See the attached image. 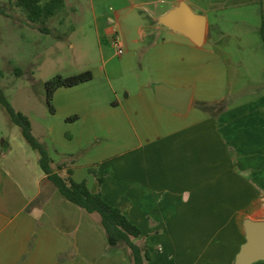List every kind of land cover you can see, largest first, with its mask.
Here are the masks:
<instances>
[{
    "label": "crops",
    "instance_id": "obj_1",
    "mask_svg": "<svg viewBox=\"0 0 264 264\" xmlns=\"http://www.w3.org/2000/svg\"><path fill=\"white\" fill-rule=\"evenodd\" d=\"M65 2L57 24L74 16L108 44L92 81L59 89L54 113L26 115L53 167L141 229L149 264H235L245 221H264L262 0ZM181 3L207 20L202 47L159 22ZM119 34L132 39L123 56ZM158 85L191 89L188 112L158 103ZM2 137L0 264H134L98 214L57 190L18 126Z\"/></svg>",
    "mask_w": 264,
    "mask_h": 264
},
{
    "label": "rangeland",
    "instance_id": "obj_2",
    "mask_svg": "<svg viewBox=\"0 0 264 264\" xmlns=\"http://www.w3.org/2000/svg\"><path fill=\"white\" fill-rule=\"evenodd\" d=\"M68 1L70 3L76 0ZM16 3L17 0H0V72L4 74V78L0 80V90L4 91L17 112L42 117L41 115L50 113L46 84L59 77L75 76L101 66L103 57L100 45L108 42L99 41L88 25L73 18L74 16L70 20L69 15L64 14L60 15L65 23L59 25L56 23L57 18L51 19L45 27L52 32L45 34L37 27L44 26L32 24ZM119 35L127 52L132 39ZM16 69L23 71L21 77L15 75ZM258 75L260 72L256 73V77ZM253 84L255 83L251 82ZM232 89L230 87L228 91ZM13 125L15 124L6 108L0 104V131L7 134ZM34 128L39 135L45 131L37 119H34ZM2 143L3 137L0 139V144ZM127 252L128 259H132L131 252Z\"/></svg>",
    "mask_w": 264,
    "mask_h": 264
},
{
    "label": "trees",
    "instance_id": "obj_3",
    "mask_svg": "<svg viewBox=\"0 0 264 264\" xmlns=\"http://www.w3.org/2000/svg\"><path fill=\"white\" fill-rule=\"evenodd\" d=\"M17 7L21 8L27 15L28 20L35 25H42L40 30L45 34H51L45 25L54 18L65 7V0H17ZM263 20L261 36L264 42V0ZM15 75L21 77L23 71L16 69ZM4 74L0 72V80ZM94 78L93 72L88 71L75 76L56 78L46 84L47 104L51 113L55 112L54 96L61 88H74L88 83ZM0 104L9 113L12 122L18 126L27 143L41 155V167L48 179L59 190V192L71 203L80 207L89 214H98L101 217L105 229L109 247L111 249L129 250L133 257L134 264H149L152 255L148 243L140 244L142 239L141 229L133 224L123 212L108 204L100 193H94L86 182L77 183L72 179V172L69 169L68 177H63L64 165L53 167L54 160L45 146L35 137L30 118L17 112L9 103L3 90H0ZM75 120V118L70 119ZM101 183H103L101 181Z\"/></svg>",
    "mask_w": 264,
    "mask_h": 264
},
{
    "label": "water",
    "instance_id": "obj_4",
    "mask_svg": "<svg viewBox=\"0 0 264 264\" xmlns=\"http://www.w3.org/2000/svg\"><path fill=\"white\" fill-rule=\"evenodd\" d=\"M160 24L190 39L198 47L206 41L207 20L196 14L186 3L160 19ZM157 102L186 114L190 108L192 90H172L164 85L155 87ZM246 242L236 257L235 264H256L264 262V221L248 219L244 223Z\"/></svg>",
    "mask_w": 264,
    "mask_h": 264
},
{
    "label": "built area",
    "instance_id": "obj_5",
    "mask_svg": "<svg viewBox=\"0 0 264 264\" xmlns=\"http://www.w3.org/2000/svg\"><path fill=\"white\" fill-rule=\"evenodd\" d=\"M113 45L117 49V53L119 56H123L125 54L124 48L122 47V44H121V41L118 35L115 36L113 40Z\"/></svg>",
    "mask_w": 264,
    "mask_h": 264
}]
</instances>
